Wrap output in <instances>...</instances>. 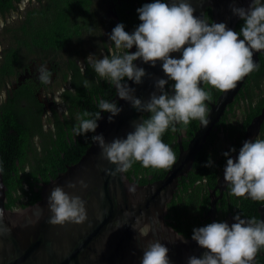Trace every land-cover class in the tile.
Returning <instances> with one entry per match:
<instances>
[{"label":"clouds","instance_id":"1","mask_svg":"<svg viewBox=\"0 0 264 264\" xmlns=\"http://www.w3.org/2000/svg\"><path fill=\"white\" fill-rule=\"evenodd\" d=\"M237 3L238 0H232L229 7L232 15L243 21L239 31L225 22L209 23L196 15L190 0H151L136 9L140 23L132 32L118 23L109 34L116 49L128 51L96 60H91V55L87 58L97 76L115 86L120 100L137 112L150 114L147 119L131 121L133 131L110 142H106L103 133L90 138L87 134L96 133L102 113L110 114L107 120L111 123L123 111L116 101L100 99V111H84L78 116L72 129L74 135L97 144L102 157L116 166L113 174L128 171L136 162L144 168H171L176 154L163 142V134L168 130L185 132L193 120L205 128L210 123L206 101L212 96L203 85L227 92L257 69L253 55L264 50V0H248L246 8ZM133 47L136 50L129 51ZM137 60L151 67L159 62L166 79L147 73L134 63ZM36 72L40 83L51 82L52 73L46 64H39ZM146 76L153 79L155 90L142 101L128 81L141 85ZM83 87H90L87 79ZM233 153H237L235 147L222 153L226 158L223 179L230 194L264 202V139H247L238 154ZM203 166L215 167L211 154ZM78 183L81 189L87 188L84 181ZM67 187L76 189L77 185L69 182ZM47 203L51 225L81 224L87 219L86 201L79 195H70L64 187L52 188ZM233 220L231 224L214 221L193 228L191 239L205 251L200 257H187V264H253L258 252L264 249V220L245 219L240 213ZM141 250L140 264H171L168 247L158 239L149 240Z\"/></svg>","mask_w":264,"mask_h":264},{"label":"flooded vegetation","instance_id":"2","mask_svg":"<svg viewBox=\"0 0 264 264\" xmlns=\"http://www.w3.org/2000/svg\"><path fill=\"white\" fill-rule=\"evenodd\" d=\"M146 2L151 0H0V112H3L4 108H16L21 113V120L17 121L20 129L11 128V137L4 138L12 145L3 151L7 156L5 159L11 158L10 162L3 164L4 157L0 153V166L13 181L23 177V190L30 191L31 188L33 191L22 195L12 204L11 209L35 202L37 196L40 197L42 185L73 162L71 160L79 151L78 141H84V138L76 137L72 131L78 123L77 118L85 97H82L72 82L71 64L75 62L80 67V73H83L90 55L91 60H96L106 55L111 57L128 51L116 49L114 43L109 40V34L118 23L125 25V31L132 32L140 23L136 9ZM1 6L5 9L1 10ZM36 12L45 14V26L52 27L53 22L59 20L60 27H80L78 33L73 37H66L69 44L59 51H53L49 47L37 48L32 41L20 40L21 26L26 24L29 15L33 22H36ZM204 19L212 23L209 9L206 10ZM10 34L13 35L12 39ZM135 50L133 47L129 51ZM6 60H10L8 68L2 65ZM42 63L46 64L52 73L51 82L48 84H42L37 79L36 68ZM256 64L257 69L241 80L233 100L225 106L212 126L202 147L194 155L191 168L178 178L173 197L167 204L166 217L169 224L184 236L191 237L193 228L214 221L228 222L237 213L245 219L264 220V202L232 196L225 183L217 187L226 164L222 153L235 147L237 153L232 154L235 156L243 141L257 137L264 139V117L258 127L254 121L264 107L262 52L258 53ZM99 80L105 85L103 88L115 90L114 85L107 80L100 77ZM170 85L171 82L167 87ZM203 87L211 92L212 99L206 101L210 110L221 91L207 84ZM94 95L96 100L102 99L97 94ZM113 95L114 92L105 100L114 101ZM36 119L41 124L40 132L34 127ZM199 124L198 120H193L185 132L173 133L168 130L163 134V142L173 149L176 159L180 151L188 147ZM62 134L64 140L59 138ZM210 154L215 163L213 168L203 166ZM20 157L24 159L21 164ZM167 171L168 169H159L157 178L152 173L135 174L133 171L130 176L135 182L145 184L162 178ZM29 175L36 177L24 178ZM186 184H189L187 191L190 196L186 211H183ZM172 201H175V207L179 208L175 213L169 212L168 205ZM212 201L215 204L214 217L209 214ZM177 218H181L183 224L188 226L179 230ZM255 262L264 264V249L258 252Z\"/></svg>","mask_w":264,"mask_h":264},{"label":"water","instance_id":"3","mask_svg":"<svg viewBox=\"0 0 264 264\" xmlns=\"http://www.w3.org/2000/svg\"><path fill=\"white\" fill-rule=\"evenodd\" d=\"M231 2L190 0L196 15L204 18L209 9L212 22H225L235 30L240 19L232 15ZM237 6L246 8L248 0H238ZM259 52L264 54V50L254 52L255 62ZM173 55L178 57L179 54ZM134 63L154 77L166 79L159 62L156 67L139 60ZM240 82H237L236 88L221 92L209 110L208 126L205 128L199 124L188 147L180 151L175 164L160 179L139 184L125 172L113 174L116 166L104 159L99 146L90 140L76 162L67 165L65 170L42 185L37 201L25 207L9 209L5 207L6 186L0 172V209L3 210L0 218V264H140L141 249L147 246L149 240L155 239L168 247L171 264H187V257L202 256L204 249L169 224L167 204L173 197L178 178L191 168L194 155L202 147L225 106L233 100ZM128 83L136 88L135 95L142 101H146L155 90L153 79L147 76L141 85ZM113 100L123 111L111 123L107 120L110 114L102 113L103 119L98 121L99 127L92 134L103 133L106 142L114 137H125L133 131L131 121L144 119L147 114L137 112L128 102L120 100L116 88ZM263 117L264 107L254 119L256 127ZM81 180L87 188H80L78 182ZM69 182L76 183V189L68 188ZM224 183L221 177L217 187ZM56 186L64 187L70 195H79L86 201L87 219L84 223H48L51 213L47 201L51 189ZM130 188L135 190L130 191ZM214 213L215 204L212 201L209 214L214 217ZM234 222L233 219L228 221L229 224ZM253 264H256L255 258Z\"/></svg>","mask_w":264,"mask_h":264},{"label":"trees","instance_id":"4","mask_svg":"<svg viewBox=\"0 0 264 264\" xmlns=\"http://www.w3.org/2000/svg\"><path fill=\"white\" fill-rule=\"evenodd\" d=\"M5 8L1 6V10H4ZM38 17L36 18V22H33L31 19L30 15L28 16L26 20V24H23L20 28V40L23 41H32L33 44L37 48H42V49H47L48 47L51 48L53 51L55 50H60L63 48L65 45H68L69 40L66 39V37H73L75 33H78V28L80 27H60V21L56 20L53 22L52 27H47L45 26V19L46 16L44 17L43 12H36ZM243 21L239 20L236 24L235 29L239 31V28L241 27ZM89 27H84V29H88ZM11 30V27L9 28ZM9 37L12 39L13 35H9ZM78 56L79 54L76 53ZM10 60H6L2 65L3 67H9ZM71 70L73 71V76H72V82L75 86V88L78 90V92L82 95L84 99L82 108L80 109L81 113L84 111H89L92 113L100 111L98 108V100L95 99V95L97 94L98 97H101L102 99H107L110 98L111 95L114 92V89L111 88H103L105 85H102L99 77L97 74L94 72V70L91 68L90 64H86V69L83 73H80V67L74 62L71 64ZM87 79L90 83V87L85 89L83 87V81ZM108 86V84L106 85ZM110 86V84H109ZM94 95V96H93ZM80 113V114H81ZM11 115L14 117L12 118ZM20 111H18L16 108H12L10 110L4 108L3 112H0V153H2L4 159L2 160L3 164H6L10 162V159H5L7 156L3 154V151H5L7 148L12 147L11 143L8 140H4V138H9L11 137V132L10 129H20L18 126V120H21L20 118ZM149 117V113L144 115V119H147ZM35 128H37L38 132H40L41 124L38 122V119L35 120L34 122ZM28 126L29 124H25ZM93 133H88V137L90 138ZM59 138H62L63 140L65 139L64 135L62 134L59 136ZM81 138H84V141L82 140L78 141V154L71 160L74 163L76 162L79 157L82 155V153L85 151L86 147L90 144L91 139L85 140L84 136H81ZM42 162L44 160H41ZM14 162V161H12ZM24 159L22 157L19 158V163H23ZM1 167V166H0ZM133 171V173H152L155 178L158 177L157 173L159 169H153V168H144L139 162H136L132 165V167L125 172V174L131 178L130 173ZM17 175H15L16 177ZM2 177L4 184L6 186V198H5V207L9 208L18 200L22 195H28L29 193L33 192L30 189V191H26L22 189V178L19 177L17 180L13 181L11 177H9V174L7 172L2 171ZM28 177H36V175H29V176H24V178ZM14 179V178H13ZM189 184L184 186V192L186 196L183 198L185 200V205L183 206V211H186V208L188 206L189 202V196L190 193L187 191L188 190ZM20 191V192H19ZM21 194V195H20ZM39 196H37L36 201ZM8 198V199H7ZM40 198V197H39ZM182 200V199H181ZM34 203V202H33ZM25 207V206H24ZM169 212L170 213H175L179 208L175 207V201H172L169 205ZM181 210V209H180ZM178 221V227L179 230L184 227H187L188 225L183 224V220L181 218H177ZM177 228V226H176ZM190 229V226H189ZM187 237V236H186Z\"/></svg>","mask_w":264,"mask_h":264}]
</instances>
